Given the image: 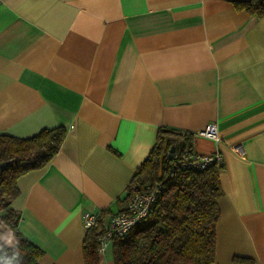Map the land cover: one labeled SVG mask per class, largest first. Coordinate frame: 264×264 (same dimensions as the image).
I'll list each match as a JSON object with an SVG mask.
<instances>
[{"label":"crops","instance_id":"0c3cea01","mask_svg":"<svg viewBox=\"0 0 264 264\" xmlns=\"http://www.w3.org/2000/svg\"><path fill=\"white\" fill-rule=\"evenodd\" d=\"M208 123L219 141L192 148L222 158L214 264H264V17L230 0H0V134L65 128L10 203L38 264H83V215L107 225L157 130Z\"/></svg>","mask_w":264,"mask_h":264},{"label":"trees","instance_id":"16d2710c","mask_svg":"<svg viewBox=\"0 0 264 264\" xmlns=\"http://www.w3.org/2000/svg\"><path fill=\"white\" fill-rule=\"evenodd\" d=\"M230 1L238 10L264 17V0ZM64 137L61 125L43 128L28 137L0 134V219L12 228L16 240L13 248L0 242V253L11 256L18 251V264H38L43 251L16 228L19 214L10 205L19 193L16 181L47 164ZM172 145L176 155L169 159ZM185 146L192 147L191 133L157 130L155 143L134 170L119 210H124L135 191L157 188L155 199L144 218L124 236L111 239L113 264H214L217 201L222 194L218 171L222 165L212 163L201 170L181 168L178 158ZM103 231L99 220L86 229L83 264L98 263L97 236ZM235 261L249 263L246 259Z\"/></svg>","mask_w":264,"mask_h":264},{"label":"built area","instance_id":"2783aa9c","mask_svg":"<svg viewBox=\"0 0 264 264\" xmlns=\"http://www.w3.org/2000/svg\"><path fill=\"white\" fill-rule=\"evenodd\" d=\"M191 135L192 139L196 135L211 138L215 141H219L220 139L215 123H208L203 129L196 133H191ZM175 155L176 153L173 156ZM178 160L181 168L197 170L204 169L212 163L217 165H221L222 163V158L219 152L199 154L190 146H185L183 151L179 153ZM156 190L157 188L148 191L133 192L124 207V210H118L110 214L103 233L97 236L99 243L98 249H102V247L110 242L113 237L124 236L136 222L147 215L149 208L155 199ZM98 220L99 213L88 211L83 215V224L86 229L94 226ZM14 254L11 256H3L0 253V264H5L6 260H12V264H18V257L15 256L13 259Z\"/></svg>","mask_w":264,"mask_h":264},{"label":"clouds","instance_id":"9594fccd","mask_svg":"<svg viewBox=\"0 0 264 264\" xmlns=\"http://www.w3.org/2000/svg\"><path fill=\"white\" fill-rule=\"evenodd\" d=\"M14 239H15L14 235H10V236L8 237V243L11 244L12 241H13ZM18 255H19V252L17 251V252L14 254V256H13V259L15 258V256H18ZM5 264H12V260H6V261H5Z\"/></svg>","mask_w":264,"mask_h":264},{"label":"water","instance_id":"95a60500","mask_svg":"<svg viewBox=\"0 0 264 264\" xmlns=\"http://www.w3.org/2000/svg\"><path fill=\"white\" fill-rule=\"evenodd\" d=\"M174 149H175V147H174L173 145L169 148V150H168V158H169V159H171V158L173 157ZM2 165H3V164L1 163V166H2Z\"/></svg>","mask_w":264,"mask_h":264}]
</instances>
